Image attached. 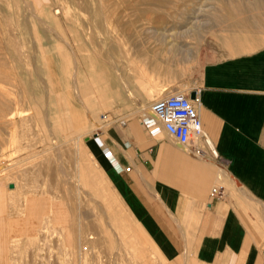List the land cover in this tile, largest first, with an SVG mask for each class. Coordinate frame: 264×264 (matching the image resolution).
Listing matches in <instances>:
<instances>
[{"label": "rangeland", "instance_id": "rangeland-1", "mask_svg": "<svg viewBox=\"0 0 264 264\" xmlns=\"http://www.w3.org/2000/svg\"><path fill=\"white\" fill-rule=\"evenodd\" d=\"M88 1H92L88 8L70 2L71 15L64 13L58 0H26V3L20 0L22 9L12 4L5 11L0 6V188L6 192L8 220L11 221L4 264H167L145 239L133 236L129 217L87 149L88 140H98L104 126L120 121L110 113L108 103L117 87L107 88V75L116 79L113 75L118 68L125 75L144 78L148 84L155 85L157 92L145 97L151 115L150 108L155 101L187 92L182 88L179 92L171 91L170 79L181 73L197 72L198 51L203 44L200 39L206 35L202 33L211 24H218L223 12L217 6L218 0H170L172 7L165 8L167 11L132 12L120 6L118 20L108 23L100 0ZM44 4L51 5L49 17L41 10ZM57 11L63 12L57 14ZM100 11L104 19L92 17ZM72 15L76 16L73 21ZM50 18L55 21L48 22ZM90 19H93L91 23ZM102 20L106 22L103 25ZM182 33L184 38L181 39ZM167 43L182 52L191 48L192 54L181 52L178 59H172L168 53L172 46ZM139 47L151 56L160 55L157 62L150 61L149 56L141 58L132 53L130 48ZM96 54L105 60L106 73L102 74L100 67L91 68L89 59ZM62 58L65 70L60 68ZM155 64L156 71L147 70ZM98 75L103 84L95 79ZM100 92L108 96L107 99H102ZM125 97L136 98L133 94ZM12 111L13 117L16 115L14 119ZM71 111L81 113L82 119L85 117L88 131L82 136L79 135L82 132L67 130L74 120ZM77 149L85 150H79L84 153L80 156L82 159ZM87 152L92 160L94 158L96 167L89 164ZM92 168L102 172V177L99 176L103 182L90 181ZM80 170L84 175L87 173V179L78 177ZM12 184L14 188H10ZM79 222L85 229L82 230L84 243L89 242L86 245L88 260L81 258L80 246L72 245L73 239L81 237ZM136 239L140 241L138 244H134Z\"/></svg>", "mask_w": 264, "mask_h": 264}, {"label": "crops", "instance_id": "crops-1", "mask_svg": "<svg viewBox=\"0 0 264 264\" xmlns=\"http://www.w3.org/2000/svg\"><path fill=\"white\" fill-rule=\"evenodd\" d=\"M236 13L205 28L197 72L169 82L171 91L196 94L213 151L203 139L185 147L161 124L147 127L149 102L140 95L156 93V86L118 68L112 74L117 82L107 88L117 87L119 96L108 105L120 121L100 128L98 140H88L138 226L131 229L167 264H264V16ZM223 20L231 27L222 26ZM130 94L136 98L125 97ZM214 188L224 196L214 197ZM6 198L0 188V264L11 222Z\"/></svg>", "mask_w": 264, "mask_h": 264}, {"label": "bare ground", "instance_id": "bare-ground-1", "mask_svg": "<svg viewBox=\"0 0 264 264\" xmlns=\"http://www.w3.org/2000/svg\"><path fill=\"white\" fill-rule=\"evenodd\" d=\"M38 2H40V1H38ZM52 2V1H51ZM70 2H72V3H74V5H78V6H84V7H86V8H88L90 5H91V2H89L88 0H58V4H60L61 5V8H62V10L64 11V13L66 14V15H71V13L70 12H73V11H71L72 9H71V6H70ZM97 2H99V1H95V3H97ZM181 2V1H180ZM215 2V1H214ZM25 3H26V0H25ZM35 4H36V2H34ZM33 3V4H34ZM43 3H45V2H43ZM94 3V4H95ZM99 3H101L100 5L101 6H103L106 10H105V12H103L105 15H103V14H101L102 12L100 11V13H97L96 14V16H92V17H95V19H99V18H103V16H105V19H106V22H108V23H111V22H113V21H115V20H118L117 18H118V16H117V14H118V9H120V6H123V7H126V8H130L131 10H132V12H135V11H141V10H143V9H146V10H150V9H158V11H159V9H161L160 11H162V9H167L169 6H170V8L172 7L171 6V4H170V0H100V2ZM211 3H213V2H211ZM12 4H15L16 5V7L18 8L19 7V9L22 7L21 5H20V0H0V6L4 9V11L5 10H7L8 8H10V6H12ZM191 4V3H190ZM189 4V5H190ZM217 6H219L221 9H220V11H222L223 13H226V12H234L233 14H235L236 12L237 13H239V14H241L240 12H245L246 10H248V9H250V11H256V13H260L261 14V11H263L264 12V0H254V1H250L249 0V2H247L246 0L244 1V0H218V2H217ZM194 5V4H193ZM195 5H198V4H196V2H195ZM194 5V6H195ZM21 6V7H20ZM95 6V5H94ZM176 6V5H175ZM24 7V6H23ZM202 7V6H201ZM200 7V8H201ZM55 8V7H54ZM91 8V7H90ZM199 8V9H200ZM203 8V7H202ZM12 9V8H11ZM18 9V10H19ZM22 9V8H21ZM60 9V8H59ZM58 9V10H59ZM100 9V8H99ZM165 9V10H166ZM196 9V8H195ZM38 10V9H37ZM41 10H44L45 12L44 13H46L47 15H48V17L51 15V13H52V10H51V5H49V4H44V6L41 8ZM41 10H39V12L41 11ZM93 10V9H92ZM168 10V9H167ZM166 10V11H167ZM205 10V9H204ZM63 11H57L56 13L57 14H59V13H61V12H63ZM103 11V10H102ZM31 12V11H30ZM38 12V11H37ZM38 12V13H39ZM43 12V11H42ZM205 12V11H204ZM262 12V13H263ZM187 13V12H186ZM193 13H194V11H193ZM203 13V12H202ZM201 13V14H202ZM221 14V15H223L224 16V14ZM230 13V14H231ZM236 13V15L237 16H239L238 14ZM18 14V13H17ZM233 14H231V15H233ZM103 15V16H102ZM189 15H191V14H189ZM198 15H199V13H198ZM226 15V14H225ZM245 15V14H244ZM256 15H258V14H256ZM245 16H247V13H246V15ZM248 16H249V14H248ZM253 16V15H252ZM259 16V15H258ZM261 16V15H260ZM259 16V17H260ZM263 16H264V14H263ZM37 17V16H36ZM73 17H76L75 15H72V17L70 16V18H72V21L74 20L73 19ZM177 17H179V15L177 16ZM190 17H192V16H190ZM202 17V16H201ZM213 17V16H212ZM216 17V16H215ZM240 17H243L242 15L240 16ZM255 17H257V16H254V18ZM188 18V17H187ZM194 18V17H193ZM197 18H199V16L197 17ZM196 18V19H197ZM238 18V17H237ZM262 18V17H261ZM67 19V18H66ZM104 19V18H103ZM239 19H241V18H239ZM256 19V18H255ZM39 20V19H38ZM163 20V19H162ZM219 20V19H218ZM236 20V19H235ZM257 20V19H256ZM259 20V19H258ZM40 21V20H39ZM42 21V20H41ZM53 21H55L54 19H49L48 20V22H50V23H52ZM60 21V20H59ZM93 21V19L91 20L90 19V23ZM103 21V23H102V25L103 24H105L106 22H104V20H102ZM182 21V20H181ZM261 21V20H260ZM163 22V21H162ZM178 22H180V21H178ZM188 22H190V21H188ZM201 22V21H200ZM218 22V21H217ZM222 23V26H224L225 28H229V27H231L230 25L232 24H230L229 22H226V20H223V21H221ZM226 22V23H225ZM259 22V21H258ZM257 22V24H259ZM79 23V22H78ZM89 23V24H90ZM165 23V22H164ZM193 23V22H192ZM196 23H198V22H196ZM203 23V22H202ZM201 23V24H202ZM208 23V22H207ZM225 23V24H224ZM45 24V23H44ZM43 24V25H44ZM200 23H198V25H199ZM200 24V25H201ZM204 24V23H203ZM210 24V23H209ZM235 24H236V22H235ZM46 25V24H45ZM242 25V24H241ZM247 25H248V23H247ZM261 25H262V23H261ZM168 26V25H167ZM192 26V25H191ZM203 26V25H202ZM202 26H200V27H202ZM249 26V25H248ZM251 26V25H250ZM249 26V27H250ZM263 26V25H262ZM16 27V26H15ZM196 27H197V25H196ZM199 27V26H198ZM234 27V26H233ZM252 27V26H251ZM97 28V27H96ZM260 28V27H259ZM233 29V28H232ZM236 29V28H235ZM235 29H234V32H235ZM261 29V28H260ZM16 30V29H15ZM187 30V29H186ZM186 30H184V32L186 31ZM199 30V29H198ZM223 30V29H222ZM237 30H239L238 28H237ZM243 30H245L244 28L242 29V31ZM248 30V32H249V29H246V31ZM252 30V29H251ZM264 30V29H263ZM11 31V30H10ZM189 32H190V28H189V30H188ZM193 31V30H192ZM224 31V30H223ZM232 31V30H231ZM240 31H241V29H240ZM98 32V31H97ZM149 32V31H148ZM195 32V31H194ZM225 32V31H224ZM254 32H255V30H254ZM157 33V32H156ZM161 33V32H160ZM173 34L175 33V32H172ZM181 33V32H180ZM179 33V34H180ZM192 33V32H191ZM210 33H211V31H210ZM238 33V32H237ZM241 33V32H240ZM244 33V32H243ZM264 33V32H263ZM262 33V34H263ZM163 34V33H162ZM167 34V32L165 33V35ZM178 34V35H179ZM193 34V33H192ZM228 34V33H227ZM226 34V35H227ZM242 34V33H241ZM6 35V34H5ZM76 36H77V34H75ZM154 35H155V33H154ZM168 35H169V33H168ZM171 35V34H170ZM170 35H169V38H173V40H174V37L172 36V37H170ZM177 34H176V36H178ZM233 35V34H232ZM260 35V34H259ZM264 35V34H263ZM175 36V35H174ZM181 36V35H180ZM186 37H188L189 36V34H187V35H185ZM238 36V35H237ZM10 37V36H9ZM159 37V36H158ZM185 37V38H186ZM207 37V36H206ZM234 37V36H233ZM239 37V36H238ZM246 37H247V35H246ZM163 38V37H162ZM164 38H166V42H167V39H168V37L167 36H165ZM178 38H180V37H178ZM178 38H177V41H178ZM182 38H184L183 37V33H182V36H181V39ZM251 38H253V35H252V37ZM257 38H259V37H257ZM14 39V38H13ZM159 39H161V38H159ZM247 39V38H246ZM245 39V40H246ZM170 40H172V39H170ZM169 40V41H170ZM175 40H176V38H175ZM196 40V39H195ZM198 40V39H197ZM225 40H227L226 38H225ZM235 40V39H234ZM161 41V40H160ZM177 41H175L174 43L176 44L177 43ZM189 41V40H188ZM201 41V40H200ZM229 41V40H228ZM242 41V40H241ZM249 41V40H248ZM255 41V40H254ZM18 42V41H17ZM165 42V41H164ZM172 42V41H171ZM170 42V43H171ZM219 42V41H218ZM264 42V41H263ZM65 43H67V42H65ZM169 43V42H168ZM167 43V44H168ZM174 43H171L172 45L174 44ZM187 43V42H186ZM194 43V42H193ZM243 43V42H242ZM256 43V42H255ZM171 44H168L169 45V47H170V45ZM189 44V43H188ZM222 44V43H221ZM247 44V43H246ZM248 44H249V42H248ZM260 44V43H259ZM264 44V43H263ZM69 45V44H68ZM171 45V46H172ZM182 45V44H181ZM193 45V44H192ZM192 45H191V47H192ZM242 45V44H241ZM251 45V44H250ZM174 46V45H173ZM173 46L172 47H170V48H168L169 49V55H170V58H172V59H178L177 58V55H179V53H181L182 52V50H177V49H174L173 48ZM197 46V45H196ZM195 46V47H196ZM227 46H229L228 45V43H227ZM227 46H225V47H227ZM231 46V45H230ZM234 46V45H233ZM71 47V46H70ZM134 47V46H133ZM175 47V46H174ZM190 47V46H189ZM242 47V46H241ZM253 47V46H252ZM16 48V47H15ZM112 48V47H111ZM197 48H198V46H197ZM196 48V49H197ZM251 48V47H250ZM249 48V49H250ZM72 49V48H71ZM131 50H132V53H134L135 55H138V56H142L141 58H143V56H149V59H151V60H155L156 62H157V60H158V56H160V55H153V56H151V55H149L147 52H146V49L144 50V49H142V48H136V49H132V48H130ZM184 49H186V48H184ZM188 49V48H187ZM128 50V49H127ZM192 49L190 48V51H188V52H191L190 54H192V51H191ZM59 51V50H58ZM112 51V50H111ZM111 51L109 52V53H111ZM129 51V50H128ZM198 51V50H197ZM246 51H248V49L246 50ZM252 51V50H251ZM17 52V51H16ZM183 52H184V54L185 53H187L188 54V52H186L185 50H183ZM183 52H182V54H183ZM245 52V51H244ZM97 53V52H96ZM130 53V52H129ZM168 53H165V54H168ZM100 54V53H99ZM183 54V55H184ZM196 54V53H195ZM63 55V54H62ZM68 55V54H67ZM102 56H104V55H102ZM181 56V55H180ZM187 56V55H186ZM189 56V55H188ZM192 56V55H191ZM64 57V56H63ZM66 57V56H65ZM168 59H169V57L168 56H166ZM1 58V57H0ZM90 58V57H89ZM180 58V57H179ZM183 58V57H182ZM181 58V59H182ZM194 58V57H193ZM90 60V65L92 66H90L91 68H101V70H102V74H103V72L105 71V73H106V69H105V63H104V61H103V58H100L97 54L96 55H94V56H92L91 57V59H89ZM145 60V59H144ZM148 60V59H147ZM183 60V59H182ZM172 61H174V60H172ZM190 61V60H189ZM60 62H61V64H60V68H62V69H64V66H63V58H62V60H60ZM184 62V61H183ZM193 62V61H192ZM173 63V62H172ZM180 64V63H179ZM144 65V64H143ZM174 65H175V63H174ZM181 65V64H180ZM188 66H189V64H188ZM146 67V66H145ZM156 64H155V66H148L147 67V70L149 69V70H151L152 69V71L153 70H155L156 71ZM78 68V67H77ZM99 68V69H100ZM103 68V69H102ZM184 69H185V67H184ZM183 69V70H184ZM65 70V69H64ZM78 70V69H77ZM182 70V71H183ZM2 71V70H1ZM108 72V71H107ZM146 72V71H145ZM184 72V71H183ZM66 74V73H65ZM64 75V74H63ZM1 76V75H0ZM101 76V75H100ZM176 76V75H175ZM174 76V77H175ZM95 77V76H94ZM71 78V77H70ZM97 78L99 79V80H97ZM98 82H99V84H103V79H102V77H100L99 78V75H98V77H96L95 78ZM114 78H110V77H108V75H107V78H106V82H107V85H112L113 84V82H117V79H114ZM142 86V85H141ZM9 87V86H8ZM26 88V87H25ZM68 90V89H67ZM70 90V89H69ZM156 90V89H155ZM72 91V90H71ZM68 92V91H67ZM106 92V91H105ZM71 92H69V94H70ZM101 93V92H100ZM108 93V92H107ZM25 94V93H24ZM61 94V93H60ZM71 96H72V94H70ZM76 95V94H75ZM102 95V96H101ZM101 98L102 99H104V98H106L107 99V97H106V95H103V93H101ZM24 96V95H23ZM61 96V95H60ZM119 96V94L116 92V94L114 95V96H111V102H112V99H115V98H117ZM144 96V95H143ZM147 96H149L148 94L147 95H145L144 97H147ZM27 97V96H26ZM67 97V96H66ZM156 97V96H155ZM25 98V97H24ZM62 98V97H61ZM64 98V97H63ZM70 98L71 97H69L67 100H69L70 101V105H71V100H70ZM99 98V97H98ZM28 100V99H27ZM61 100V99H60ZM66 100V101H67ZM105 100V99H104ZM64 101V100H63ZM110 102V103H111ZM112 104V103H111ZM59 106V105H58ZM113 107V106H112ZM111 108V107H110ZM116 108V107H115ZM19 112V111H18ZM25 112V111H24ZM23 113V112H22ZM71 113H72V115H73V121H71L70 122V125H69V127H68V132L69 133H74L75 131L77 132H82V133H79V135L80 136H82L81 134H83L84 132L86 133L88 130V126L87 125H85L86 123L84 122V118L85 117H83V119H82V116L83 115H81V113H78L77 114V112H72L71 111ZM15 113L12 111L11 112V117L14 119V117L16 116H14L13 117V115H14ZM24 115V114H23ZM23 115H21V116H23ZM25 117V116H24ZM8 118H10V115L8 116ZM78 118V119H77ZM87 118V117H86ZM83 121V122H82ZM85 121H87L86 119H85ZM62 129H63V127H62ZM66 130V131H67ZM77 134V133H76ZM83 137H84V135H83ZM82 137V138H83ZM91 137V136H90ZM77 139V138H76ZM78 140V139H77ZM81 140V139H80ZM82 141V140H81ZM78 142V141H77ZM81 143V142H80ZM79 143V144H80ZM210 147L212 148V145H211V143H210ZM88 149V148H87ZM78 150V157L79 158H81L80 156L83 154L84 155V151H83V149H77ZM79 150H82L83 152H82V154H81V152L79 151ZM77 153V152H76ZM87 155L89 156V159H88V161H90L89 162V164H91L92 165V167L93 166H97L96 165V163H93V161H94V158H93V160L91 159L92 157H91V154H89L88 152H87ZM77 156V155H76ZM78 157H77V161H78ZM83 158H84V156H83ZM82 159V158H81ZM86 159V158H85ZM96 162V161H95ZM88 163V162H87ZM88 166H90V165H88ZM81 167V166H80ZM91 167V166H90ZM81 169V168H80ZM91 169V168H90ZM100 169V168H99ZM83 170H84V168H83ZM97 170H98V168H97ZM81 171V170H80ZM79 171V172H80ZM84 172H85V170H84ZM84 172H80L79 173V175H78V177H82V178H86L88 175H87V173L84 175ZM91 172V175H89L90 177H91V179H90V181L92 182V180L94 181V180H97V181H102L103 182V179L101 178L102 177V172H99V171H97L96 172V170H94L93 168H92V170L90 171ZM41 173H45V172H42L41 171ZM89 173V172H88ZM99 174L101 175V177L99 176ZM104 175V174H103ZM89 177V178H90ZM106 177V176H105ZM87 179V178H86ZM106 179V178H105ZM104 179V180H105ZM87 181V180H86ZM14 184V183H13ZM105 185V184H104ZM106 185H108V184H106ZM92 186V185H91ZM109 186V185H108ZM16 188V187H15ZM92 188H94V187H92ZM96 188V187H95ZM94 188V189H95ZM109 188H110V186H109ZM108 188V189H109ZM93 189V190H94ZM96 190H99V186H97V188H96ZM106 190H107V187H106ZM105 190V191H106ZM101 191V190H100ZM110 191V190H109ZM107 192V191H106ZM111 192V191H110ZM94 193H96L97 194V192H94ZM102 193H103V191H102ZM112 193V192H111ZM113 194V193H112ZM99 195H100V193H99ZM103 195V194H102ZM105 195H108V193H105ZM97 196V195H96ZM114 196V195H113ZM110 197V196H109ZM116 197V196H115ZM103 199H105V198H103ZM118 199V198H117ZM119 200V199H118ZM117 200V201H118ZM108 201V200H107ZM122 209V208H121ZM79 210H80V208H79ZM83 213V212H82ZM122 213V212H121ZM127 213V212H126ZM129 214V213H128ZM129 216V215H128ZM83 217V216H82ZM131 217V216H130ZM131 220H132V218H131ZM80 221H82V220H80ZM129 221H130V219H129ZM128 220H127V222H129ZM75 223H76V221H75ZM80 223L81 222H79V226H80ZM86 224V223H85ZM84 224V225H85ZM128 224H130V225H135L137 228H134L133 226V228L134 229H138V226L136 225V223H132V221L130 222V223H128ZM87 225V224H86ZM89 225V224H88ZM82 226H83V224H82ZM118 226V225H117ZM100 227V226H99ZM124 227V226H123ZM130 227V226H129ZM82 228V229H81ZM84 227H81L80 226V229H81V232H79V234L81 235V237L79 236L77 239H73V241H72V245L73 246H75L76 244V246H80V252H79V254H80V256H81V258L83 259V260H86L87 259V257H88V252H87V250H86V245L89 243L88 241H87V243H84V236H82V230L84 231L85 229H83ZM86 228V227H85ZM125 228V227H124ZM75 230H76V228H74ZM119 229H120V227H119ZM129 229V228H128ZM121 230V229H120ZM80 231V230H79ZM131 231V230H130ZM133 231V236H135V238H136V236L138 237V234L136 233V231H138V230H136L135 232H134V230H132ZM73 235V234H72ZM75 235V234H74ZM93 236V235H92ZM125 236V235H124ZM123 236V237H124ZM132 236V237H133ZM139 238V237H138ZM44 239V238H43ZM130 239V238H129ZM140 239V238H139ZM90 240V239H89ZM92 240V239H91ZM131 241H133L132 240V238H131ZM130 241V242H131ZM140 242L139 240H137L136 239V241L135 242ZM86 242V241H85ZM112 242V241H111ZM126 242V241H125ZM129 242V241H128ZM134 242V241H133ZM133 242H132V244H133ZM138 242L137 243H134V244H138ZM40 248V247H39ZM10 252V251H9ZM15 252V251H14ZM31 252V251H30ZM37 252H38V250H37ZM87 252V253H86ZM42 253V252H41ZM46 256H47V254H46ZM45 256V257H46ZM14 258V257H13ZM82 260V261H83ZM88 260V259H87ZM50 261V260H49ZM146 261V260H145ZM14 262V261H13ZM15 262H17V261H15ZM14 262V263H15ZM100 262V261H99ZM86 263V262H85Z\"/></svg>", "mask_w": 264, "mask_h": 264}, {"label": "built area", "instance_id": "built-area-1", "mask_svg": "<svg viewBox=\"0 0 264 264\" xmlns=\"http://www.w3.org/2000/svg\"><path fill=\"white\" fill-rule=\"evenodd\" d=\"M150 110L151 115L144 121L147 127L151 128L161 124L167 133L185 147L191 146L192 142L197 139H203L206 146L213 151L204 131L196 101L192 100L189 95L172 94L155 101ZM107 155L112 157L111 152ZM212 195L223 197L224 193L214 188Z\"/></svg>", "mask_w": 264, "mask_h": 264}, {"label": "water", "instance_id": "water-1", "mask_svg": "<svg viewBox=\"0 0 264 264\" xmlns=\"http://www.w3.org/2000/svg\"><path fill=\"white\" fill-rule=\"evenodd\" d=\"M191 99H192V100H195V99H196V94H195V93H193V94L191 95ZM10 188H14V185H13V184L10 185Z\"/></svg>", "mask_w": 264, "mask_h": 264}]
</instances>
